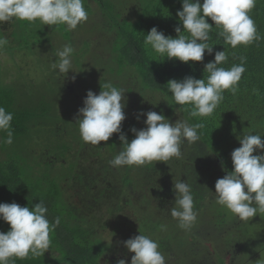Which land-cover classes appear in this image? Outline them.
<instances>
[{
	"label": "trees",
	"instance_id": "16d2710c",
	"mask_svg": "<svg viewBox=\"0 0 264 264\" xmlns=\"http://www.w3.org/2000/svg\"><path fill=\"white\" fill-rule=\"evenodd\" d=\"M92 1L98 2L103 19L101 29L110 37L107 42L109 48L104 47L110 52L108 60L105 62L103 58H97L95 61L102 68L99 73H108L110 77H103L96 83L94 67L89 82L83 67L85 65L80 64L79 79L83 80L80 84L86 90L91 87L93 91L100 92L103 83L111 82L125 90L126 119L121 127L128 141L135 138L131 131L133 127L137 130L146 127V116L140 115L142 112L163 114L171 123H174L177 115H181L189 125L202 123L204 127L197 129V142L182 144L179 159L117 168L111 166L109 161L122 150L119 134L114 133L108 141H102L99 145L81 139L76 119L70 114L71 107H77L74 104L77 101L74 93H71V85L64 83V76L55 79V87L60 88L55 90L56 99L45 93L41 100L34 102L29 98L23 101V94L17 93L12 86L0 84V107L13 114V142L10 145L15 144L16 148V143L26 136L40 139L42 121L47 124V129L55 125L59 127L54 129L58 137L54 139L55 144L52 142L51 146L30 148L20 153L15 150L12 157L0 159V203L15 202L31 209L43 201L48 209L46 216L50 224L55 222L56 217L60 218L59 225L50 233V248L43 256L29 254L25 259L12 258L9 264H117L116 245L106 243L100 232L109 226V217H115L125 210V205L134 203L132 196L140 191L144 198L134 199L137 208H145V215L138 219V232L159 244L166 264H209V253L202 249V242L197 240L204 237L201 234L207 232L206 227L212 230L205 234L208 244L218 238L222 239L220 245L224 242L227 244L225 249L212 247L219 256V262L226 264L228 256L234 264L244 246L238 235L244 231L245 221L235 215L232 218L223 208L215 207V183L233 170L231 153L241 146L238 137L248 133L260 134L264 141V0H256L255 7L249 13L260 40L236 48L224 45L222 38L217 36L214 22L207 18L214 27L208 41L213 46V53L209 55L205 51L202 62L188 63L175 58L164 59L144 44L145 35L153 27L173 38L177 36L176 27H181L183 31L176 15L178 10H182V0H140V3L136 2L133 12L135 20L125 16L124 4L118 8L113 0ZM13 20L1 24L6 36L13 35ZM19 21L23 29L31 27L33 23L17 20L16 26ZM8 28L14 30L7 32ZM61 32L68 37L69 43L76 45L72 39L73 30ZM26 41L23 39L21 42L24 44ZM83 42L90 45L89 51L95 43L98 47L103 45L97 37ZM224 49L228 59L222 67L240 64L239 58L246 57V71L238 82L237 91L233 94L225 90L223 101L212 115L192 117L191 105L175 104L168 92L167 82L182 80L186 76L206 78L205 65L214 60L216 51ZM46 54V57H50L51 52ZM66 97L73 101L70 105H67ZM59 104L64 106L62 113ZM79 109L75 108V112ZM0 136L5 140L7 133L0 131ZM69 140L77 142V147ZM1 148L7 149V144L3 142ZM257 154H264V150L254 153ZM177 179H182L192 188L194 210L198 216L197 225L195 223L189 230L181 229L178 221L170 215L175 203L173 186ZM258 215L264 221V213ZM126 222L114 225V229L126 232V227L132 229L135 226V223ZM9 229L10 225L0 219V231L7 232ZM232 232L235 233L231 235ZM179 250L182 252L179 253ZM183 252L185 260L181 261Z\"/></svg>",
	"mask_w": 264,
	"mask_h": 264
},
{
	"label": "clouds",
	"instance_id": "9594fccd",
	"mask_svg": "<svg viewBox=\"0 0 264 264\" xmlns=\"http://www.w3.org/2000/svg\"><path fill=\"white\" fill-rule=\"evenodd\" d=\"M255 3L256 0H203L202 3L201 0H182V10H178L176 15L183 31L176 27L177 36L173 38L153 27L145 35L144 44L164 59L175 58L184 63L202 62L205 51L209 55L213 53V46L208 41L214 27L224 45L232 48L250 45L261 39L249 15ZM207 18L214 22V27ZM13 19L39 20L49 26L63 24L72 31L87 21L88 12L83 0H0V22ZM5 44L7 39L0 38V47ZM74 51L71 44H66L56 53L58 59L52 67L64 77L73 69ZM227 59L225 49L216 51L214 60L205 65L206 78L186 76L182 80L168 81L167 89L175 104L191 105L192 117L212 115L223 101L225 90L236 93L238 82L246 71V57L239 58L240 64L222 67ZM124 93V89L111 82L103 83L99 94L89 90L76 119L81 139L86 143L99 145L114 133L119 134L122 150L109 161L111 166H143L157 161L167 163L172 158L181 157L183 143L199 140L197 129L204 127L202 123L189 125L180 119L171 123L163 114L148 111L140 113L146 116V127L139 130L133 127L131 131L135 138L129 142L121 127L126 119ZM12 120L13 114L0 107V131L7 133L3 142L9 145L13 142ZM261 137L253 133L238 137L241 146L231 153L233 170L215 183L216 203L242 221L264 213V154L254 155L258 150H264ZM173 191L175 203L170 215L178 221L181 229L189 230L197 220L191 185L177 179ZM47 211L43 201L31 209L15 202L0 203V219L10 225L7 232L0 231V264H9L12 258L25 259L29 254L43 256L51 245L50 233L60 223V218L56 217L50 224ZM123 243L129 252L134 253L131 264H166L159 244L149 236L140 233ZM117 264H126V261L120 259Z\"/></svg>",
	"mask_w": 264,
	"mask_h": 264
},
{
	"label": "rangeland",
	"instance_id": "374dc122",
	"mask_svg": "<svg viewBox=\"0 0 264 264\" xmlns=\"http://www.w3.org/2000/svg\"><path fill=\"white\" fill-rule=\"evenodd\" d=\"M113 1L118 4V8H120L121 4H124L123 8L126 11V17L131 20L136 19V16L133 15V12L136 8V2L140 3V0ZM97 3L92 0H83L84 7L88 12V19L86 22L79 24L77 28L73 30V37H71L76 44L75 46L69 43L68 37H64V33L61 32L66 30L69 32L65 25H43L39 20H36L32 23L31 27L23 29L20 26V21L16 26L15 24L17 20H13L12 24L15 30L12 28H8L6 30L7 32H11L12 30H14L13 35L9 37L6 36V32H4L5 30L1 26L3 22H0V38L7 39V44H5L3 47H0V84H3L2 86L5 87L12 86V88H14L17 93L23 94V101L25 100V98H29L33 102L41 100L42 94L45 95V93H48L49 96L56 99L57 93L55 92V90H60V88H56L54 82H56L55 79L57 76L60 77V75H63L59 74L58 69L54 70L52 65L58 59V57L56 56L57 51L62 50V48L66 44H71L75 50L72 58V70L74 71L70 70L67 73L66 77H64L66 81L64 83H68L71 85V93H74L73 97L76 98L77 101L74 102V104L75 106L77 105V107L82 108L84 106L83 101L86 98V93L89 91V89L91 91L93 90L91 87L86 90V88L80 84L83 83V80L79 79L81 71L79 70L78 65H85L83 67L86 74H88L89 82L92 80L91 72L93 71L94 67L96 83H98L103 77H110L108 73H99L101 72L102 68L101 66H97V62L95 61V59L97 58H103L106 62L109 58L110 53L108 49L109 43H107L110 40V37L101 29L103 19L101 8ZM26 21L27 20H25V22ZM96 37L99 38L100 41L102 40L101 44L103 45H101V47H98V45L95 43L89 51L90 45H88L87 42H83V40L88 38L95 39ZM23 39L27 40L24 44H22L21 42ZM105 45L108 48H105L104 50ZM48 50L51 52V54H49L50 57L45 56L47 55L46 52H49ZM87 51L89 52L87 53ZM73 77H75L74 80ZM93 92L95 94H99L97 90ZM60 96L63 98L62 94ZM48 99L49 98H47V100ZM65 99L68 102L67 105H70V103L73 102L67 97ZM58 107L60 108L61 113L64 112V106L62 107L61 104H59ZM75 108L71 107L70 114L73 118L77 119L78 112H75ZM179 119L185 121L181 115H177L174 118V123ZM40 126H42V129L40 131V139H32L31 136L22 137L19 142L16 143V148L14 147L15 144H7V149L2 150L1 147L4 139L2 136H0V159L7 160L9 157H12L15 150L16 152L20 153L21 151H26V149H28L29 151L30 148L51 146L52 142H54L55 144L54 139L58 137L55 136L56 134L54 133V129H59V127L55 125L52 126L53 128L47 129L48 126L44 121H42V124ZM143 128L144 127H140V129ZM72 145L74 147H77V142H72ZM138 188L139 186L137 185V189ZM141 195V191L140 193L137 192L136 194H134V197L132 196L134 203H128L127 205H125V210L123 212L119 213L115 217L108 216L109 226L105 230L100 232L102 239L106 243L116 245L115 249L117 252L116 256L118 258V261L120 259H124L128 262L127 264H131V257L134 255V253L129 252V250L124 246L123 242L128 240L129 236L134 237L139 235L137 228L138 219L139 217L141 218L145 215V208H137L138 204L137 202H135L134 198L140 197L141 200L144 198V196ZM215 204L217 205L215 206L216 208H223L232 218L234 217V215L227 208L218 205L216 202ZM146 211L149 210L147 209ZM208 215L210 216V214ZM124 222L135 223V226H133L132 229L130 227H126L127 231L130 230L129 232L114 229V225H120ZM195 223L197 225V221ZM114 231L115 233H112ZM206 231L211 232L212 230H209V228L206 227ZM207 232L203 233L204 235L201 234L202 236H204L203 238L200 236L202 239L197 240H200V242H202L200 244L202 246V249L205 250L207 254L209 253L210 264H221L219 262L220 259L217 252H213L212 247L217 246L220 249H225L227 247V244L224 242L220 245V242L222 241V239L220 238L213 239L214 243L209 242L208 244V241H206L205 237V234H207ZM233 233L235 232H232L231 235ZM238 238L242 241V243H244V246L242 247V253L236 259V262L234 264H264V221L260 219L259 215H256L253 218H249L248 221H245L244 231H241L239 233ZM244 238H246L245 241L243 240ZM181 252L182 251L179 250V253ZM226 258L228 259V262L226 264H233V259L229 258L228 256Z\"/></svg>",
	"mask_w": 264,
	"mask_h": 264
},
{
	"label": "flooded vegetation",
	"instance_id": "af4514ba",
	"mask_svg": "<svg viewBox=\"0 0 264 264\" xmlns=\"http://www.w3.org/2000/svg\"><path fill=\"white\" fill-rule=\"evenodd\" d=\"M181 255H182L181 261L185 260L184 252H183ZM202 264H207V263H202ZM209 264H210V263H209ZM212 264H214V263H212Z\"/></svg>",
	"mask_w": 264,
	"mask_h": 264
}]
</instances>
